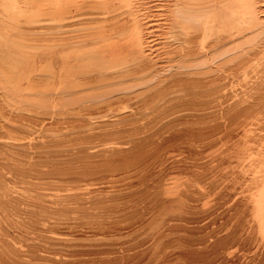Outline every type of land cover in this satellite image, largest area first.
Returning a JSON list of instances; mask_svg holds the SVG:
<instances>
[{
  "label": "bare ground",
  "instance_id": "bare-ground-1",
  "mask_svg": "<svg viewBox=\"0 0 264 264\" xmlns=\"http://www.w3.org/2000/svg\"><path fill=\"white\" fill-rule=\"evenodd\" d=\"M0 264H264V0H0Z\"/></svg>",
  "mask_w": 264,
  "mask_h": 264
}]
</instances>
